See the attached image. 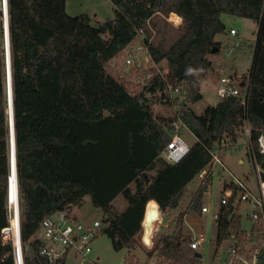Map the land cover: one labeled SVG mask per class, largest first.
I'll return each mask as SVG.
<instances>
[{
    "label": "trees",
    "instance_id": "trees-1",
    "mask_svg": "<svg viewBox=\"0 0 264 264\" xmlns=\"http://www.w3.org/2000/svg\"><path fill=\"white\" fill-rule=\"evenodd\" d=\"M114 17L97 25L83 13L71 17L65 0H7V20L15 145L20 208V241L24 264H49L31 237L41 220L69 210L88 195L103 211L102 231L114 249L146 248L141 240L145 204H158L163 213L176 209L186 185L198 176L215 148L232 149L243 138L247 119L251 133L248 155L264 171L257 138L264 135V0H109ZM170 11L181 17L182 32L167 48L163 38L149 40L147 21ZM221 14L253 20L257 26L249 83L239 95L218 97L215 105L196 114L188 102L201 98L200 85L215 72L209 56L221 43L214 36L225 30ZM158 34L162 29L156 28ZM144 32L151 61H165L166 82L153 74L133 91L111 65ZM2 22L0 19V46ZM219 49L211 53V48ZM166 83L185 94L181 118L195 140L176 162L160 152L171 136L173 116L152 110V96L162 95ZM154 84L155 91L147 88ZM245 97V103L242 97ZM9 126L4 57L0 47V229L7 225L6 184L9 173ZM211 169L193 192L188 210L200 212ZM122 195L126 208L112 202ZM155 202H154V201ZM232 206L220 208L215 220L218 247L230 234L245 235L241 216ZM185 212H179L157 241L146 249L156 264H197L182 232ZM245 238V237H244ZM127 258H133L128 253ZM65 256L53 264H64ZM127 261V259H126ZM125 261V262H126ZM0 264H14L10 242H0ZM126 264V263H125Z\"/></svg>",
    "mask_w": 264,
    "mask_h": 264
},
{
    "label": "rangeland",
    "instance_id": "rangeland-1",
    "mask_svg": "<svg viewBox=\"0 0 264 264\" xmlns=\"http://www.w3.org/2000/svg\"><path fill=\"white\" fill-rule=\"evenodd\" d=\"M65 12L71 17L86 13L90 16L92 25H97L106 19L114 17L113 6L109 0H65ZM172 12L173 11H170L165 18H163L161 14H155L149 21L150 25L151 22H155L157 29L161 28L165 21L166 28L161 30L162 35L158 34L157 30L151 25L153 30H150L151 34L149 39L156 41L163 38L166 48L178 38L182 32V29L178 28L180 26L181 17H179V20L175 19V14H171ZM221 18L225 24V30L217 34V38L219 40L221 39V46L217 54L209 56L215 73L211 75V77L201 81V98L193 102H188V106L196 114H200L207 106L214 103L216 104L218 97L216 95L215 83H217V79L220 75L226 73L229 75L238 74L244 77L248 74L252 63L254 40L257 30L255 22L246 17L229 14H221ZM230 27L236 31L234 37L228 34V29ZM234 39L239 40V45L234 48L231 54H227L226 50L230 47ZM0 47L2 49V38ZM146 52L145 47L142 46L141 39L138 40L134 38L120 55L111 62L118 78L126 81L133 91H137L145 85L149 81L150 75L156 71L155 68H151V61L147 63L144 60ZM126 58L131 59L130 64L126 63ZM138 61L144 62L141 67L137 66L136 63H138ZM157 66L162 68L166 66V63L165 61H161L156 64V67ZM157 94L151 98V100L154 99L151 105L154 114H158L162 117L173 116V106H171L170 103L166 104L162 102ZM182 133L184 140L191 145L195 138L191 135L190 131L183 129L181 131V134ZM246 143L247 141L243 137L237 141L232 149L215 148L214 151L225 169L219 164L211 167L210 181L207 184L208 189L205 191L202 198V205L208 207L207 212L201 213L196 210L187 211V206L199 182L198 177H195L187 183L186 191L179 206L172 210L166 209V211L162 213L166 225H164V229L168 225L170 229H172L174 226L172 220L179 212H185L182 232L189 235L191 238L203 234L205 240L200 243L196 249V252L201 254L197 264H224L223 251L226 246V241H223L216 247L215 219L212 217V213L218 207L223 186L235 177L242 181L251 191H257L256 172L253 161L248 155ZM112 205L116 211L121 212L126 208L127 202L122 195H118L113 200ZM248 209L249 206L247 203H240L239 214L241 216L242 228H249L250 226V222L247 218ZM69 214L76 216L77 219L81 221L93 219L101 220L103 217V211L91 203L88 195H85L78 204L70 207ZM159 227L160 224L156 226V232ZM141 235L142 233L140 234V240ZM145 247L146 248L136 247L129 250L126 248L116 250L112 247L108 236L103 231H100L92 242V255L97 264H156L155 257L149 259L146 255V249L152 247V245ZM128 253H130L133 258H127ZM65 264H77L76 258L70 255Z\"/></svg>",
    "mask_w": 264,
    "mask_h": 264
},
{
    "label": "built area",
    "instance_id": "built-area-1",
    "mask_svg": "<svg viewBox=\"0 0 264 264\" xmlns=\"http://www.w3.org/2000/svg\"><path fill=\"white\" fill-rule=\"evenodd\" d=\"M4 2L6 8L4 9ZM7 13V0H0V19L2 15ZM173 14V13H171ZM167 18V17H166ZM147 26L153 30L149 21ZM231 36L236 35V31L229 29ZM135 38L141 39L142 46L146 49L144 60L148 63L151 61L148 53L147 45L144 42V32L138 29ZM150 38V37H149ZM150 40V39H149ZM239 45V40L234 39L230 47L226 50L227 54H231ZM126 63L130 64L131 59L126 58ZM144 62L138 61L137 66L141 67ZM151 68H155V73L166 82L168 73L167 66L156 67L155 62H150ZM151 74L150 77L153 75ZM242 83V85H240ZM249 83V72L242 77L238 74H222L218 77L216 83L217 97L227 95H239L240 86L246 91ZM171 106H173V119L171 120V136L166 145L162 148L160 155L169 163L178 161L189 149V144L182 137L181 131L188 129L185 122L181 118V106L185 99L178 87H174L166 83L165 89L162 91ZM245 103V97H242ZM251 127L247 119H244L242 126V135L248 141L250 138ZM259 152L264 155V135L260 134L257 138ZM256 172L257 191H251L242 181L233 177L227 182L221 192L217 209L212 213V217L216 220L220 215V208L230 204L232 206L231 213L238 212L240 203L245 202L249 206L247 218L250 222L249 228H242L245 235L243 238L238 234H230L226 241L224 249V264H264V171L251 158ZM222 165L215 151L211 152V159L207 166L198 174V185L213 165ZM225 169V168H224ZM9 174V173H8ZM8 178V176H7ZM17 186V179H16ZM15 199L11 200L7 184H6V217L7 225L0 229V242H10L11 254L14 264H24L23 250L20 241V208L18 187H16ZM208 207L202 205L200 212H207ZM102 231V225L99 219L89 221L78 220L76 216L69 214V210H59L53 214L44 217L35 232L34 238L39 241V255L42 256L47 263L53 264L59 261L63 256L74 253L77 264H97L92 255V242ZM245 237V238H244ZM205 240L203 234L191 238L189 247L196 251L200 243Z\"/></svg>",
    "mask_w": 264,
    "mask_h": 264
},
{
    "label": "water",
    "instance_id": "water-1",
    "mask_svg": "<svg viewBox=\"0 0 264 264\" xmlns=\"http://www.w3.org/2000/svg\"><path fill=\"white\" fill-rule=\"evenodd\" d=\"M6 4L4 2V9ZM173 14L177 15L175 12ZM178 16V15H177ZM2 54L4 57L5 65V87H6V96H7V118L9 126V152H8V167L9 172L12 169L15 170L16 177V165H15V145H14V132H13V110H12V90H11V72H10V53H9V36H8V20L7 13L5 12L2 15ZM219 49L218 46H213L211 48V53L216 52ZM242 85V83L240 84ZM155 91L154 84H150L147 88L148 93H153ZM149 200L144 207L143 217L141 221V242L144 246H153L157 241L158 237L164 230L165 221L163 219V214L159 209L158 204L155 202L154 205L150 203ZM160 222V227L155 231V226L153 224ZM166 226V225H165ZM196 257H200L201 254L195 252Z\"/></svg>",
    "mask_w": 264,
    "mask_h": 264
},
{
    "label": "bare ground",
    "instance_id": "bare-ground-1",
    "mask_svg": "<svg viewBox=\"0 0 264 264\" xmlns=\"http://www.w3.org/2000/svg\"><path fill=\"white\" fill-rule=\"evenodd\" d=\"M175 17H176L175 19L179 20V16L175 15ZM2 39H3V36H2ZM14 173H15V170L12 169L11 172H9L8 178H7V189H8V192H9V195H10L12 202L15 199L16 190H17L16 189V187H17L16 186V177H15Z\"/></svg>",
    "mask_w": 264,
    "mask_h": 264
},
{
    "label": "crops",
    "instance_id": "crops-1",
    "mask_svg": "<svg viewBox=\"0 0 264 264\" xmlns=\"http://www.w3.org/2000/svg\"><path fill=\"white\" fill-rule=\"evenodd\" d=\"M221 18V17H220ZM221 20H222V18H221ZM222 22H223V20H222ZM224 23V22H223ZM229 29H231V27L229 28ZM229 29H228V34H229ZM229 36H231L230 34H229ZM231 37H233V36H231ZM255 38H256V35H255ZM214 40L215 41H217V42H220L221 43V39L219 40L218 38H217V34L214 36ZM254 43H255V40H254ZM253 52H254V47H253ZM253 56V55H252ZM215 85H216V83H215ZM218 101V100H217ZM217 103V102H216ZM212 105H215V103L214 104H212ZM191 133V132H190ZM191 135L193 136V134L191 133ZM182 136H183V133H182ZM194 137V136H193ZM158 223H155V224H153L154 226H155V229H156V226L157 225H159L160 224V222L159 221H157ZM34 236L35 235H33L32 237H31V240L34 238ZM74 256L75 258H76V256L74 255V253H69L68 255H66L65 256V260H64V264L66 263V260H67V258L69 257V256Z\"/></svg>",
    "mask_w": 264,
    "mask_h": 264
}]
</instances>
